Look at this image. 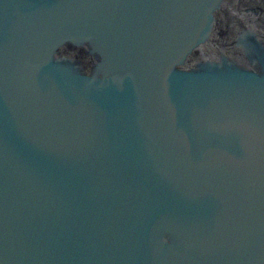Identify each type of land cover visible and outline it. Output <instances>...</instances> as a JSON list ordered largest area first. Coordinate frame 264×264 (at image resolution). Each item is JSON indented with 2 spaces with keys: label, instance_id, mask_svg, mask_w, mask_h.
<instances>
[{
  "label": "water",
  "instance_id": "95a60500",
  "mask_svg": "<svg viewBox=\"0 0 264 264\" xmlns=\"http://www.w3.org/2000/svg\"><path fill=\"white\" fill-rule=\"evenodd\" d=\"M0 264H264V0H0Z\"/></svg>",
  "mask_w": 264,
  "mask_h": 264
}]
</instances>
